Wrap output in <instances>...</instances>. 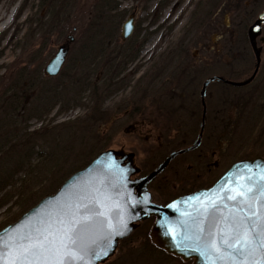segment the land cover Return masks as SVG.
Wrapping results in <instances>:
<instances>
[{"label":"rangeland","instance_id":"rangeland-1","mask_svg":"<svg viewBox=\"0 0 264 264\" xmlns=\"http://www.w3.org/2000/svg\"><path fill=\"white\" fill-rule=\"evenodd\" d=\"M100 2L76 0L62 11L60 3L52 15L48 14L53 13L52 0H0V106L5 104L10 111L25 109L22 117L10 112L12 126L0 131V231L42 197L53 194L71 173L103 150L134 153L138 176H143L170 152L189 145L198 133V121L190 124L188 119L194 101L183 100L187 109L182 112L187 119L183 126L168 129L156 125V120L169 123L172 111L156 109L153 104V65L165 68L183 62L189 69L194 66L199 70L202 61L205 78L216 74L233 80L228 66L232 31L250 25L264 6V0H259L255 14L249 17L251 7L247 9L246 4L252 0H116L118 10L125 14L120 21L134 14L135 27L122 45L121 25H104L103 35L114 39L116 60L112 68L108 65L111 57H103L97 66L90 65L95 53L85 49L91 45L88 36L100 33L101 25L93 23ZM112 28L116 31L110 34ZM262 31L264 34V24ZM68 35L75 40L66 63L57 77L49 78L44 67ZM121 49L124 51L119 56ZM81 53H89V57L79 61ZM106 67L108 76L116 74L113 82H122L114 89L125 86L112 93L113 97L105 96L101 87ZM84 72L89 74L87 84ZM88 86L101 87L97 94L100 106L95 107ZM209 91L213 97L207 99L208 106L216 105L220 113L203 136L204 147L210 149L208 159L202 166L203 159L197 155L204 152L198 151L172 161L149 185L155 203L165 204L212 183L238 160L264 159V68L244 90L217 84ZM54 94L56 105L42 114L53 103ZM173 102L178 105L181 101ZM32 113L35 115L30 116ZM26 116L27 121L22 122ZM212 150L214 157L210 156ZM218 159L219 168L210 174L204 171L207 163ZM152 221L144 222L122 240L106 264H189L151 244L148 233Z\"/></svg>","mask_w":264,"mask_h":264},{"label":"water","instance_id":"water-1","mask_svg":"<svg viewBox=\"0 0 264 264\" xmlns=\"http://www.w3.org/2000/svg\"><path fill=\"white\" fill-rule=\"evenodd\" d=\"M263 22L264 9L247 31L256 56L254 73L243 82L213 76L203 83V116L191 146L171 152L143 176H138L134 153L111 148L99 152L0 231V264H106L119 243L151 218V244L184 263L264 264L263 158L238 160L211 187L165 204L155 203L149 192L174 158L200 146L208 85L241 87L254 79L260 63L255 39ZM133 27L130 16L122 24L123 40ZM73 41L68 35L57 47L44 67L47 77L60 74Z\"/></svg>","mask_w":264,"mask_h":264},{"label":"flooded vegetation","instance_id":"flooded-vegetation-1","mask_svg":"<svg viewBox=\"0 0 264 264\" xmlns=\"http://www.w3.org/2000/svg\"><path fill=\"white\" fill-rule=\"evenodd\" d=\"M252 2H253L252 4L251 3L246 4L247 9H248V7H251L248 10L249 11V15H248L249 17H252L255 14V10L257 9L258 4L260 3L259 0H252ZM118 9H119V4L117 5V8L114 10L105 11L104 15L109 21H110V18L116 19L115 22L117 24L121 25L120 26V40H121L122 45H124L126 43V41L128 42V40L130 39V37L134 31L135 16H134V14H131L126 18V20H127V19H129L130 16H133L134 27H133V31H132L131 35L127 39L123 40L121 38L122 24L126 20H123L125 17V14L122 11H119ZM263 9H264V6L261 9V11L256 14V17L252 21V23L257 19L258 15L263 11ZM117 18H120V19L123 18V19L121 21H118ZM263 24H264V22L262 23V29H263ZM250 25H248L246 28L245 27H242V28L236 27V29L234 31H232V46H231L232 48H231V53H230L231 58L229 60L228 66H229L231 74H232L231 77L234 78L233 81H235V82L245 81L255 71V66H256L255 51H254L253 47L251 46V44L249 42L248 35H247V31H248V28ZM115 31H116L115 28L109 29L110 34H112ZM102 39L104 41L103 57H105V59L107 57H111V58L113 57L114 58L115 52H112L115 50L114 48H112V46H114V43H113L114 39H111L110 36H105V35L102 36ZM262 39H264L263 31L261 32V35L255 39V46H256V48L260 49V63H259L257 73H256L254 79L247 85H244L241 87H232V88L237 89V90H239V89L244 90L248 86L253 84L259 78L260 72L264 68V65H263L264 64V62H263L264 40L262 41ZM74 40H75V38H74ZM56 50H57V48H56ZM56 50H55V52H56ZM40 52H42L41 49H40ZM69 52H70V50H69ZM86 55H87V53L86 54L81 53L82 58L80 57L79 61H82L84 59V57H86ZM51 57H50V59H51ZM111 58H109L108 61H110ZM96 60H92V61H90V63H92L93 61H96ZM180 64H181L180 66L171 65V66H168L165 68H164V66L161 67L160 64L153 65V69H152L151 76H150L151 77L150 83H151V93L154 95L153 96L154 97L153 98V100H154L153 104H154L155 108L159 109V110H167L168 109V110L172 111L170 113L168 119H167V120H170L169 123H163V122H159L158 120H156L157 122H155V124L160 125L162 128L173 129V125H177V128H179V126L180 127L183 126L187 120L186 117H183V114H182L183 111H187V109H185L183 106V100L185 101V99H187V100L189 99V100L194 101L195 105L191 110H189L190 112L188 115V119L190 120L189 121L190 124H196L198 121V124H196L197 128H198V133L196 134L194 140L189 145L184 147V148H187L194 143V141L197 139V136L199 134L200 123H201V119L203 116V105H202L201 98H200V91H201L202 85L207 78H210L213 76H219V75L212 74L211 76L205 78L204 62H202V61L201 62L199 61V65L197 66L199 70H197L196 67H194V66L192 69H189L188 64L185 65L183 62H181ZM219 64H220L219 62L214 63V65H219ZM200 73H201V76H200ZM114 75L115 74L113 73L111 76H108V78L110 79ZM113 81L114 80H110V84H112L111 86L112 87L114 86L112 89H114L117 85H119V82H117L118 84L115 86L114 85L115 82H113ZM217 84L221 85V83H216V82L210 83L208 85L206 93H205V107H206V109H205V130L208 128V126L212 125V122H211L212 120H214V121L217 120V115L220 113V110L218 109V107L216 105L214 107H209L208 106L209 103L207 102L208 98L213 97L212 93L209 91V89L212 88L213 85H217ZM124 88H125V86H119L118 88L114 89V91H112V92H110V90H106L107 92L105 91V96H108L112 93L114 94L116 91H119V90H124ZM128 88L129 87H127V89ZM113 94H112V97L115 95V94L114 95ZM214 95H216V92H214ZM196 97L198 99V103L195 102ZM175 100H178V102H180V101L181 102L178 105H176L175 102H173ZM159 110L157 111V113L159 112ZM22 111H24V109ZM12 114L15 115V112L12 111ZM20 114H22V113H20ZM157 118H159V117H157ZM159 120H161V117ZM189 123L187 124V126L189 125ZM169 125H171L172 128H170ZM133 129H135V127H133ZM205 130L203 132V135L201 138V143H200V146L198 147V149L191 151L189 153L183 154V155H190V154H194L198 151L204 152V153H200L197 155L198 156L197 158L203 159V161L201 162L202 166H203L204 162L208 159L207 156H208V152L210 150L209 147H207V148L204 147L203 136H204ZM9 132L10 131H8L6 133V135L9 134ZM6 142H7V144L10 143V141H6ZM3 147H4V145H3ZM215 154H216V152L214 150H212L210 152L211 157H214ZM183 155H179L176 158L183 156ZM176 158H174L172 161H174ZM171 162H170V164H171ZM216 168H219V159H218V161L214 160L212 162L207 163L206 167L204 168V171L206 170V172L210 174ZM229 168H227L225 171H223L221 174H219L218 177H216V179L212 183H210L204 187L194 189V190L189 191L187 193H191V192L196 191V190L211 187ZM166 169L159 176H161L166 171ZM204 171L202 172V174L205 175ZM187 193H185V194H187ZM174 198H176V197H174Z\"/></svg>","mask_w":264,"mask_h":264},{"label":"trees","instance_id":"trees-1","mask_svg":"<svg viewBox=\"0 0 264 264\" xmlns=\"http://www.w3.org/2000/svg\"><path fill=\"white\" fill-rule=\"evenodd\" d=\"M75 1L76 0H52L51 8L53 9V13H49V11H48V14L54 15V13H55L54 10L57 9V6L60 3L62 4L61 5V11H62V10H66L68 8H71V5L70 4L74 3ZM117 5L118 4L116 3V0H101V2L99 3V6H98V10L95 12L97 16H94V18H95L94 20L95 21L93 20V23L96 26L97 25H101V27H98L100 29V33L97 34L96 32H94V33L90 34L88 36V42L91 43V45H90L91 47L90 46H86L87 48H85L88 51H89V48H90V50L95 53L94 54V60H96V59L98 60V61L96 60V61H93L92 63H90V65H92V66H97L98 63H99V60L103 58V45H104V41L102 39V36H104V35H103L102 30L104 28V25H106L107 22L108 23L109 22L113 23V22L116 21V19H111V18H110V21H109L105 17L104 12L107 11V10H114V9H116L117 8ZM117 20L120 21V18H117ZM116 26H119V24L116 23ZM123 51H124V49H121L118 52V55L120 56V54ZM125 51H128V50H125ZM88 57H89V53L86 55V57H84V59L82 61H85ZM115 60H116L115 59V56H114V58L113 57L111 58L110 62L108 63L109 67L114 68L113 67L114 63L113 62ZM111 63H113V65H111ZM109 67L104 68V72H103L104 79L102 81V84H101L102 86L101 87H104V93H105L106 90H111L114 87V86L113 87L111 86L112 84H110V80H114L116 78V76H115L116 74L112 78H110V79L108 78V75L110 74L109 73L110 72ZM85 73L86 72H84V74ZM82 75H83V72H82ZM85 75H87V76L83 79V82H84V84H87V83H89V77H88L89 74H85ZM120 83H122V82H119V85H120ZM117 84L118 83H115L114 85L116 86ZM101 87H98V86L89 87L88 86V88H87V89H90L93 92V95H94V98H95V99L93 98L94 99V105H95V107H98V105L100 106V99L97 97V94H98L99 89ZM55 96L56 95L54 94L53 96H51V98L54 99ZM57 101H58V99L55 98L53 100V103L52 104H50L48 107H46V108H44L42 110V114H47L49 112L50 108H52L53 106H55V103H57ZM22 102H24V104H26V102H25L24 99H22ZM15 105L17 106L18 104H15ZM0 108H1L0 109V131H1V130H3L7 126H10V127L12 126V123L9 120L10 112H12V111H10L5 104H3V106H0ZM23 109L21 107H19L16 110H14L15 115L16 116H19V117H22V116H20V113L19 112L21 111L22 112V115H24L23 113H24L25 109H24V111H22ZM32 115H35V113H32L30 116H32ZM28 117L26 116V118H24V120L22 122H25ZM14 124H18V123H14ZM63 152L64 151H62V153ZM64 163L65 162L63 161V164Z\"/></svg>","mask_w":264,"mask_h":264},{"label":"bare ground","instance_id":"bare-ground-1","mask_svg":"<svg viewBox=\"0 0 264 264\" xmlns=\"http://www.w3.org/2000/svg\"><path fill=\"white\" fill-rule=\"evenodd\" d=\"M13 14V13H12ZM12 14H11V16H12Z\"/></svg>","mask_w":264,"mask_h":264}]
</instances>
